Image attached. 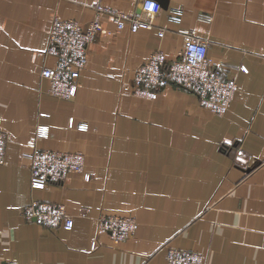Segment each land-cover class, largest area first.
I'll use <instances>...</instances> for the list:
<instances>
[{"label": "crops", "instance_id": "1", "mask_svg": "<svg viewBox=\"0 0 264 264\" xmlns=\"http://www.w3.org/2000/svg\"><path fill=\"white\" fill-rule=\"evenodd\" d=\"M140 1L0 0V264H169L171 248L206 264H264V0H169L136 32L103 14L76 96L47 92L55 18L85 28L97 2L133 14ZM182 30L206 39L222 78L238 84L221 116L174 85L134 95L135 70L158 49L179 57ZM39 128L40 149L82 152L85 172L32 188L27 145ZM33 202L63 204L73 228L27 220ZM103 214L130 216L136 230L115 242L98 233Z\"/></svg>", "mask_w": 264, "mask_h": 264}, {"label": "built area", "instance_id": "2", "mask_svg": "<svg viewBox=\"0 0 264 264\" xmlns=\"http://www.w3.org/2000/svg\"><path fill=\"white\" fill-rule=\"evenodd\" d=\"M95 16L87 27L74 19L55 18L49 29V37L44 56L52 58L53 67H45L41 76L48 81V94L52 97L71 100L78 91V80L87 63V53L91 44L104 34L100 16L107 14L113 18L118 30L129 26L132 32L139 29H151L153 20L161 12L157 0H141L140 12L127 14L97 2L94 6ZM158 33L162 36L163 29ZM184 46L180 56L168 61L162 50H155L147 61L134 72V95L148 100L156 99L159 91L167 86H178L194 93L200 105L219 116L229 109L238 91L235 79L222 78L224 64L216 63L208 55V41L196 34L194 30L180 31ZM244 71L246 68L242 67ZM71 123V122H70ZM38 132L28 142L31 152L28 156L31 168V185L34 189H43L49 182L63 181L69 174L85 172V156L82 152H62L42 150L37 143L45 135ZM6 133L0 130V165L5 161ZM239 156L243 155L238 148ZM88 176V174L85 173ZM42 185V187H36ZM27 220L54 227L63 226L71 230L73 217L63 204L52 202H33L22 211ZM136 230V223L130 216L103 214L98 219V233L109 234L115 242L125 240ZM169 264H206L202 254L171 248L168 250ZM5 264H19L11 261Z\"/></svg>", "mask_w": 264, "mask_h": 264}, {"label": "water", "instance_id": "3", "mask_svg": "<svg viewBox=\"0 0 264 264\" xmlns=\"http://www.w3.org/2000/svg\"><path fill=\"white\" fill-rule=\"evenodd\" d=\"M159 4L161 5L162 9H167L169 5V0H157Z\"/></svg>", "mask_w": 264, "mask_h": 264}, {"label": "snow or ice", "instance_id": "4", "mask_svg": "<svg viewBox=\"0 0 264 264\" xmlns=\"http://www.w3.org/2000/svg\"><path fill=\"white\" fill-rule=\"evenodd\" d=\"M45 131H46V130H43V129H42V130H41V134L43 135ZM36 187L39 188V187H42V185H36Z\"/></svg>", "mask_w": 264, "mask_h": 264}]
</instances>
